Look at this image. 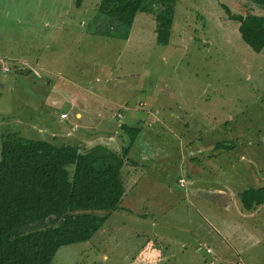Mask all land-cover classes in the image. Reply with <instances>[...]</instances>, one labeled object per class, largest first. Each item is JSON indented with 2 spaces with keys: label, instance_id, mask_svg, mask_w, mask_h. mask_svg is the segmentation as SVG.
<instances>
[{
  "label": "rangeland",
  "instance_id": "374dc122",
  "mask_svg": "<svg viewBox=\"0 0 264 264\" xmlns=\"http://www.w3.org/2000/svg\"><path fill=\"white\" fill-rule=\"evenodd\" d=\"M98 1L0 0V63L9 68L0 69V133L44 135L59 144L61 138L73 142L75 134L85 136L87 129H105L101 135L114 136L121 145L123 126L138 125L142 133L156 135L145 155L139 142L130 145L127 155L135 149L141 157L134 176L121 169L128 193L102 228L59 246L49 264H152L146 258L157 248L163 253L154 264H264V206L247 215L258 205L243 209L237 198L224 202L207 192L210 184H264V47L254 51L240 38L235 22L225 17L226 0L146 3L125 37L99 15ZM160 12L172 17L165 43L154 32ZM72 96L89 104L91 99L90 107L71 104ZM61 109L69 114L68 123L80 127L69 128L67 137L62 130L69 124L57 118ZM75 109L81 119L74 117ZM216 140L232 147L214 149ZM182 152L198 167L191 169L185 157L180 170L185 188L202 187L197 195L184 196L176 185L175 191L166 190L175 184ZM77 157L66 159L72 164ZM171 215L175 223H166ZM201 217L236 219L238 231L248 229L229 237L238 255L219 248L215 236L208 239L212 254H204L214 259L203 262L193 252L194 238L206 242ZM47 224L23 220L14 231ZM172 240L188 246L177 249Z\"/></svg>",
  "mask_w": 264,
  "mask_h": 264
},
{
  "label": "trees",
  "instance_id": "16d2710c",
  "mask_svg": "<svg viewBox=\"0 0 264 264\" xmlns=\"http://www.w3.org/2000/svg\"><path fill=\"white\" fill-rule=\"evenodd\" d=\"M153 1L99 0L96 10L106 24H117L118 36L125 37L135 13ZM161 1L175 4L177 0ZM214 1L220 5L224 0ZM230 1L226 0L225 17L235 22L240 38L259 51L264 47V0ZM171 25V15H154L158 42H167ZM124 133L126 143L120 155L132 163L135 161L126 154L138 137L139 126H128ZM72 145L76 147L70 149ZM214 146L231 145L216 140ZM101 147V143L84 148L63 141L55 144L44 135L32 138L15 131L0 133V264H49L59 246L89 238L109 212L119 207L125 177L121 164L109 161L119 153ZM62 155H66L65 161ZM69 155L78 156L76 162L70 164ZM236 195L243 209L264 204V184L247 185ZM29 219H46L49 224L14 231L17 223Z\"/></svg>",
  "mask_w": 264,
  "mask_h": 264
},
{
  "label": "crops",
  "instance_id": "0c3cea01",
  "mask_svg": "<svg viewBox=\"0 0 264 264\" xmlns=\"http://www.w3.org/2000/svg\"><path fill=\"white\" fill-rule=\"evenodd\" d=\"M3 64L7 66V64H5L3 62L0 63V65H3ZM57 72H59V70H57ZM74 95H76V94H74ZM87 100L90 102V104L88 102H85V101L81 102L78 98H76L74 96H72L70 98L71 104H77L78 107L82 108L83 110H87L90 107V105H91L92 100L91 99H87ZM61 112H65V110L61 109L60 111H58L57 118L59 120H62L64 122H66L67 124H69V126H67V127L63 126L62 133H63L64 136L68 135L70 133L68 131L69 128H73V129L80 128L79 125H77L79 123L75 124V122H73V123H70V122L68 123L67 122V118H68V115H69L68 112H65L66 113L65 117H60L59 114ZM118 113L120 114L119 118H121L122 117V113L120 111H117L115 116L118 118V116H117ZM73 115H74V117L76 119H81V117H82V113H81V111L79 109L73 110ZM82 126H84V124H82ZM85 127H87V126H85ZM66 128H67V130L65 132ZM125 128H126V126H123V130ZM105 131H106L105 129H93V128H91V129H87L86 130L87 134L85 133V136H78L77 134H75L74 137H73V142L70 141L71 139H67V138H69L67 136H65L67 138H61L60 141H63V143H65V144H71V143L72 144H77L81 148H84L85 146H88V145L101 143V144H105L106 146L112 148L114 151L119 152L121 146H123L126 142L125 143L123 142L124 144L121 145V144H119L120 142L118 141V139L116 137L101 135V133H105ZM155 138H156V135L153 136L152 133H142L141 131H139L138 137H136L134 141H135V143L139 142L140 145L143 146V147H140V152L141 153L139 152V150L137 151L135 149H132V151H133L132 155L128 156L127 154H128V152L130 150V147H129V150H128L127 154H126L127 157H130V159L134 160L135 162H132V163L131 162H125L127 164H124L123 158L122 159L119 158L120 163H116L115 161L119 157V155L110 157L109 161L111 162V164H121V166H122L121 169H123L127 173L130 172L134 176V173H135L134 171L136 170L135 169L136 167L134 165L138 164V160L136 158L139 159V156L141 154L145 155V154L142 153L143 150H144V147L148 146L151 141L155 140ZM214 142H211L212 147L214 149L221 148V147L214 146ZM221 149H223V148H221ZM135 151H137V153H140V155L135 154L134 153ZM160 153L162 154V156H166V155H164L165 152H163V150ZM134 155H135V157H134ZM157 155H160V154H157ZM178 157H179L178 162H177L178 173H177L176 178L174 179L175 184L174 185L169 184L168 187H166V190L170 191V192H173V191H175L174 187L177 186L178 188H181V190L183 191V195L184 196H187V194H189L191 192H194L197 195L196 191L201 189L202 187L201 186H196V187L193 188V190H188L187 188L184 187L185 184H186V179L183 176V174L180 173V170L182 169L183 161H184L186 156L184 155V152H182V154H180ZM186 160H187V163H188V165H189V167L191 169H197L198 168L195 163H192V160H191L190 157L187 156ZM179 177H182L184 179L182 185L178 184V182H177V179ZM133 182H134V180H133ZM240 187L243 188L244 186L243 185H238L237 187H235V186H230V185L225 184V183L210 184V186L207 187V192H208V195L213 193L214 198H216L217 200H218V196H219L221 198V201L231 202V197L237 198L236 193H237V191L239 189H241ZM127 193H128V191H124V193H123L124 196L123 197H125L127 195ZM128 200L129 201L127 202V204L131 203V200L130 199H128ZM237 200H238V198H237ZM260 206H264V204L258 205L255 209H253L252 211H249V213L247 215H250L254 210L257 211L258 207H260ZM110 213L111 212H109V214ZM173 216L174 215L168 216L167 217L168 219H166V223H172V222L175 223V221L173 219L175 216L174 217ZM200 220H201L200 221V225H202L203 229L206 230V235H205L206 242H203V241L199 242V240L197 238H194L193 241L191 242V245H192L193 252L194 253H198L199 256H200V259H202L203 262H205L207 260L211 261L212 259L215 258L214 256L207 257L209 259L204 258V254H212V252H213V247L211 246V244H209L210 241L208 240L209 237H212V236H215L221 242L220 244H218L219 248L223 247L227 253H228V250H229V251H231L230 253H235L236 255H238L237 252H236V246L234 245V243L231 242L229 237H230V235H234V234L236 235L237 232L247 233L248 229L241 227L240 228L241 231H238L239 228H237L238 226L234 223V222L237 223V220L236 219L229 220L228 217H227V220L222 218V217L214 218V219H213V217H211L210 219H208L206 217H201ZM100 228H102V224L99 226V228L97 230H99ZM175 243H177V249L178 248L179 249H185L186 246H188V244L185 241H182V240H178L177 242L173 241V245ZM164 244H168L169 245L168 240L167 241L165 240ZM205 246L211 247L210 248L211 250L210 251H206L205 250ZM167 249H169V248H167ZM160 253H163L161 249H159V248L153 249V251L147 256L146 260H151L150 262L152 264H154L155 260L161 256V255H159ZM203 258H204V260H203ZM147 262H149V261H147ZM204 264H207V263H204ZM208 264H212V262H210Z\"/></svg>",
  "mask_w": 264,
  "mask_h": 264
},
{
  "label": "built area",
  "instance_id": "2783aa9c",
  "mask_svg": "<svg viewBox=\"0 0 264 264\" xmlns=\"http://www.w3.org/2000/svg\"><path fill=\"white\" fill-rule=\"evenodd\" d=\"M0 69H1L2 71H7V70H8V67H7L6 65L3 64V65H0ZM59 116H60V117H65V116H66V113H65V112H61V113L59 114ZM117 116L119 117L120 114L118 113ZM183 181H184V179H183L182 177H179V178L177 179V182H178V184H180V185L183 184ZM205 250H206V251H210L211 249H210V247L205 246Z\"/></svg>",
  "mask_w": 264,
  "mask_h": 264
}]
</instances>
